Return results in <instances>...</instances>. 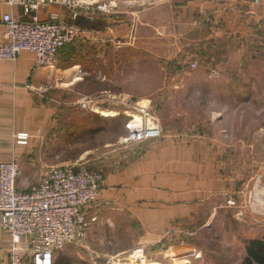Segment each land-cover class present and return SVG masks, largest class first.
Instances as JSON below:
<instances>
[{"label": "rangeland", "instance_id": "obj_1", "mask_svg": "<svg viewBox=\"0 0 264 264\" xmlns=\"http://www.w3.org/2000/svg\"><path fill=\"white\" fill-rule=\"evenodd\" d=\"M187 1L114 0L115 8L141 13L123 19L121 40L78 42V83L52 93L58 117L46 155L38 149L36 160L76 163L106 177L163 135L214 142L244 178V185L227 189L236 204L223 201L225 208L206 226L203 215L159 238L119 216L98 243L85 244V231L69 244L78 245L71 264H241L247 242L264 239V0H220L227 9L222 22L210 24L215 36H207L198 12L173 13L175 4ZM253 10L259 13L247 14ZM137 103L147 104L143 121L156 123L159 137L124 140L126 122L139 114ZM54 264H65L57 252Z\"/></svg>", "mask_w": 264, "mask_h": 264}, {"label": "crops", "instance_id": "obj_2", "mask_svg": "<svg viewBox=\"0 0 264 264\" xmlns=\"http://www.w3.org/2000/svg\"><path fill=\"white\" fill-rule=\"evenodd\" d=\"M126 8L116 6L111 14L83 10L73 18L66 7L47 5L40 9L38 16L46 20L49 13L57 12L65 22L88 30L81 43L104 44L121 40L127 26L121 23L123 19L141 13ZM226 9V4L220 0H189L175 4L173 13L198 12L209 26L207 36H215L210 24L222 22ZM254 10L247 14L257 15L259 12ZM263 10L261 8V15H264ZM3 13L21 15L22 8L0 5V41L4 33ZM21 18L27 17L22 15ZM193 32L192 36H196ZM78 53H81L78 42L64 47L53 67L36 66L30 51H23L14 62L0 61V163L18 159L20 174L15 184L19 190L27 191L46 172L48 164L41 161L44 158L36 160V151L39 149V154L46 155L45 150L50 147L49 133L58 117V108L50 105L52 93L78 83L81 70ZM20 133L28 135L25 144L17 142ZM214 144H203L200 139H180L177 135H163L146 144L136 160L106 176L95 203L85 210L89 225L83 242L98 243L102 240V229L115 226L120 221L119 216L124 215L158 238L168 230L177 233L180 226L203 215L204 226L213 222L221 208H225L221 204L225 201L223 193L244 185L243 176L227 165L225 155ZM141 240L144 242V238L139 240V251ZM9 244L8 234L0 228V264H7ZM56 252L65 264H71V258L78 256V245L68 244ZM104 255L108 256L107 252Z\"/></svg>", "mask_w": 264, "mask_h": 264}, {"label": "built area", "instance_id": "obj_3", "mask_svg": "<svg viewBox=\"0 0 264 264\" xmlns=\"http://www.w3.org/2000/svg\"><path fill=\"white\" fill-rule=\"evenodd\" d=\"M1 4L18 5L22 14H2L0 61L14 62L23 51H30L38 67H53L61 49L84 40L88 34L86 28L65 22L57 12L40 20L41 8L61 5L73 18L83 10L111 14L115 8L112 0H0ZM189 67L195 69L196 63ZM145 109L144 103L133 107L139 114L126 122L130 135L125 141L160 136L156 123L143 121ZM27 138L26 133H20L17 142L25 144ZM19 174L18 159L0 163V228L10 238L7 264H53L57 250L83 238L89 225L85 210L95 203L106 177L98 171L78 168L76 163L50 165L36 185L23 191L15 184ZM223 196L225 205L235 206V195L226 191Z\"/></svg>", "mask_w": 264, "mask_h": 264}, {"label": "trees", "instance_id": "obj_4", "mask_svg": "<svg viewBox=\"0 0 264 264\" xmlns=\"http://www.w3.org/2000/svg\"><path fill=\"white\" fill-rule=\"evenodd\" d=\"M167 232H172L168 230ZM174 234H178L173 232ZM245 258L241 264H264V239H253L247 242Z\"/></svg>", "mask_w": 264, "mask_h": 264}, {"label": "bare ground", "instance_id": "obj_5", "mask_svg": "<svg viewBox=\"0 0 264 264\" xmlns=\"http://www.w3.org/2000/svg\"><path fill=\"white\" fill-rule=\"evenodd\" d=\"M99 113H101L103 116H113L111 114H114V112H109L107 110H101V112L99 110Z\"/></svg>", "mask_w": 264, "mask_h": 264}]
</instances>
